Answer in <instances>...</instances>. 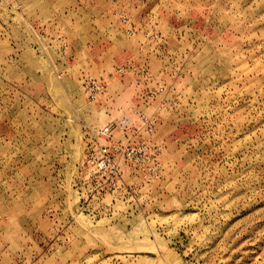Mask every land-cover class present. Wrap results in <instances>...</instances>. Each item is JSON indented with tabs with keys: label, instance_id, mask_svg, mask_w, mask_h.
I'll use <instances>...</instances> for the list:
<instances>
[{
	"label": "rangeland",
	"instance_id": "rangeland-1",
	"mask_svg": "<svg viewBox=\"0 0 264 264\" xmlns=\"http://www.w3.org/2000/svg\"><path fill=\"white\" fill-rule=\"evenodd\" d=\"M142 114L141 211L89 213L99 129ZM0 264H264V0H0Z\"/></svg>",
	"mask_w": 264,
	"mask_h": 264
},
{
	"label": "built area",
	"instance_id": "built-area-1",
	"mask_svg": "<svg viewBox=\"0 0 264 264\" xmlns=\"http://www.w3.org/2000/svg\"><path fill=\"white\" fill-rule=\"evenodd\" d=\"M125 68L119 67L117 74H123ZM82 87L88 98L95 101L107 89V79L85 73L82 77ZM141 122L135 124L128 116L115 121L111 125L99 129L106 137V143L91 150L85 159V177L80 181L83 185L81 198L99 199L100 206L90 211L91 214H105L114 211V201H122L125 208L117 210L120 214L131 215L141 211L136 186L129 178H138L145 185L151 183L157 176L160 166V146L151 144L147 136L154 132L157 119L140 115ZM119 130L122 136L115 132ZM140 186V185H139ZM138 186V187H139ZM111 197V203H104ZM129 202V203H127ZM86 210V208H83Z\"/></svg>",
	"mask_w": 264,
	"mask_h": 264
}]
</instances>
